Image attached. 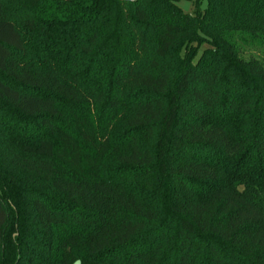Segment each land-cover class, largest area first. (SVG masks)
<instances>
[{"label":"trees","instance_id":"trees-1","mask_svg":"<svg viewBox=\"0 0 264 264\" xmlns=\"http://www.w3.org/2000/svg\"><path fill=\"white\" fill-rule=\"evenodd\" d=\"M177 1L0 0L24 264H264V0Z\"/></svg>","mask_w":264,"mask_h":264},{"label":"rangeland","instance_id":"rangeland-1","mask_svg":"<svg viewBox=\"0 0 264 264\" xmlns=\"http://www.w3.org/2000/svg\"><path fill=\"white\" fill-rule=\"evenodd\" d=\"M177 4L183 11L193 14L196 10L200 12L206 7V0H178ZM251 51L256 56L262 54L259 49ZM6 203L9 220L4 234L0 236V264H24V229L19 230L21 222L24 223V204L18 206L17 210L14 202L7 200ZM20 238L21 242L18 241Z\"/></svg>","mask_w":264,"mask_h":264}]
</instances>
